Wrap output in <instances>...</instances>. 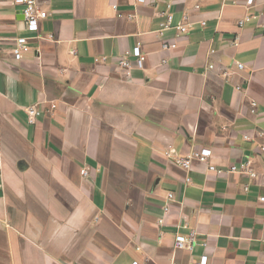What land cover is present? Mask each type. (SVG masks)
I'll return each instance as SVG.
<instances>
[{
    "label": "crops",
    "instance_id": "0c3cea01",
    "mask_svg": "<svg viewBox=\"0 0 264 264\" xmlns=\"http://www.w3.org/2000/svg\"><path fill=\"white\" fill-rule=\"evenodd\" d=\"M37 1L41 37L0 0V264H264V0H175L179 36L167 0Z\"/></svg>",
    "mask_w": 264,
    "mask_h": 264
},
{
    "label": "built area",
    "instance_id": "2783aa9c",
    "mask_svg": "<svg viewBox=\"0 0 264 264\" xmlns=\"http://www.w3.org/2000/svg\"><path fill=\"white\" fill-rule=\"evenodd\" d=\"M139 2H145L146 0H137ZM257 0H247L248 5H253ZM17 4H21L24 6L23 13H24V20H25V27L29 32L36 33L37 37H41L40 33V20L45 18L48 15V12L46 9L42 8L37 0H15ZM175 0H167L166 1V9L162 11L160 14L164 16V19L160 22L159 28L157 30V33L163 34L166 30H175L176 35L179 36L181 34H186L190 31L192 27V23L188 21V15L185 14L183 16V20L179 22L174 21V7ZM196 8H199V5H196ZM187 20V21H184ZM244 20H240L239 24L242 25ZM206 23L203 21L201 22V25H205ZM51 37V35H50ZM15 46L12 49V54L15 59L20 60L23 58L24 54L30 50L29 44H28V37L27 36H18L15 39ZM238 41V38L236 39ZM173 42L171 41H164L162 44L163 49L167 50L170 49L173 46ZM134 55L138 57L140 60H145V54L142 52L141 46L137 45L133 50H127L123 56V58L119 62V66L122 68H130V61L128 59V56ZM238 69H243L244 64L243 63H237ZM238 89H241L238 87ZM257 103L255 101L252 102V106H256ZM55 105H53L54 107ZM26 112L28 114V119L31 123H36L37 118L41 115V111L37 108L36 105L29 106L26 108ZM245 138H248L247 135L244 136ZM260 149L262 152H264V144H261ZM212 156V150L210 148H199L193 150L191 153H189L185 157H180L177 159V162L184 168L188 169L192 166L193 160H199L201 162H208L209 163V169L211 171H215L218 173L225 172L222 169L217 168L214 164L210 163V159ZM227 172H246L250 176L254 177L256 176V173L249 168V163L244 162L240 164L239 166L233 165L231 166ZM87 169L83 168L81 170V174L87 175ZM0 187H2V183L0 182ZM247 189V187H245ZM174 194L169 193L168 199H173ZM170 208L169 202H167L163 209L164 211H168ZM197 241V237L195 232H191L189 235H178L175 240V248L176 249H188L191 250L194 246V244ZM208 263V256L203 255L198 262L195 264H207ZM132 264H139L138 261H134ZM170 264H180L177 260L174 258L171 260Z\"/></svg>",
    "mask_w": 264,
    "mask_h": 264
}]
</instances>
